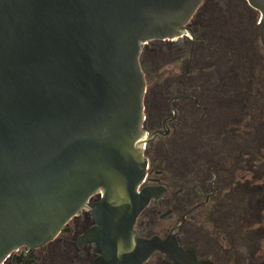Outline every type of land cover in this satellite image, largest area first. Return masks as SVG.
<instances>
[{
  "label": "water",
  "instance_id": "1",
  "mask_svg": "<svg viewBox=\"0 0 264 264\" xmlns=\"http://www.w3.org/2000/svg\"><path fill=\"white\" fill-rule=\"evenodd\" d=\"M202 0H0V264L54 239L82 208L93 264H143L160 253L195 264L174 240L139 238L150 195L138 56L177 38ZM260 13L264 0H247ZM102 189L98 203L88 198Z\"/></svg>",
  "mask_w": 264,
  "mask_h": 264
},
{
  "label": "flooded vegetation",
  "instance_id": "2",
  "mask_svg": "<svg viewBox=\"0 0 264 264\" xmlns=\"http://www.w3.org/2000/svg\"><path fill=\"white\" fill-rule=\"evenodd\" d=\"M247 0H202L177 38L141 46L145 79L137 192L149 200L133 228L174 240L195 264H264V45ZM99 188L87 200L96 204ZM82 208L40 248L1 264H93ZM143 264H171L154 253Z\"/></svg>",
  "mask_w": 264,
  "mask_h": 264
},
{
  "label": "built area",
  "instance_id": "3",
  "mask_svg": "<svg viewBox=\"0 0 264 264\" xmlns=\"http://www.w3.org/2000/svg\"><path fill=\"white\" fill-rule=\"evenodd\" d=\"M15 251H17V250H15ZM15 251H14V252H15Z\"/></svg>",
  "mask_w": 264,
  "mask_h": 264
}]
</instances>
